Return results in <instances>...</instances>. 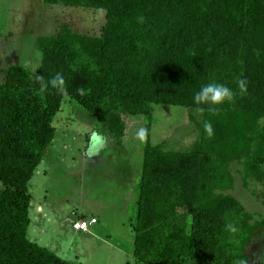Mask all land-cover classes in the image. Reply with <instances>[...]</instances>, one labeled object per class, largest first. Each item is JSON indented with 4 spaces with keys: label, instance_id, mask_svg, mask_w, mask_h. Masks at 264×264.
<instances>
[{
    "label": "trees",
    "instance_id": "16d2710c",
    "mask_svg": "<svg viewBox=\"0 0 264 264\" xmlns=\"http://www.w3.org/2000/svg\"><path fill=\"white\" fill-rule=\"evenodd\" d=\"M44 2L104 11L105 20L99 36L63 27L55 36L37 37V67L12 65L3 72L0 264H71L27 237L28 185L55 138L53 121L65 97L98 119L116 148L128 120L147 119L133 226L136 264L248 261L264 218L247 213L227 192L234 185L231 163L241 164L244 188L264 187V0ZM57 73L64 76V92L49 83ZM240 79L248 82L244 94ZM210 83L233 89L235 99L198 105L195 94ZM161 105L203 109L190 149L150 144L152 107ZM209 122L212 136L205 130Z\"/></svg>",
    "mask_w": 264,
    "mask_h": 264
},
{
    "label": "rangeland",
    "instance_id": "374dc122",
    "mask_svg": "<svg viewBox=\"0 0 264 264\" xmlns=\"http://www.w3.org/2000/svg\"><path fill=\"white\" fill-rule=\"evenodd\" d=\"M104 20L100 10L50 6L44 0H0V84L9 66L37 67V37L55 36L63 27L99 36ZM200 119L197 110L153 106L149 142L186 151L198 136L195 123ZM259 125L264 127V120ZM53 126L55 138L28 185V239L71 264H136L133 226L147 119L128 120L123 143L116 148L98 119L65 97ZM229 171L234 185L227 194L247 213L264 218V187L250 183L244 188L240 163H231ZM82 217L97 219L89 234L71 229ZM247 258V264H264V230L253 239Z\"/></svg>",
    "mask_w": 264,
    "mask_h": 264
},
{
    "label": "clouds",
    "instance_id": "9594fccd",
    "mask_svg": "<svg viewBox=\"0 0 264 264\" xmlns=\"http://www.w3.org/2000/svg\"><path fill=\"white\" fill-rule=\"evenodd\" d=\"M52 86L57 87L61 92L65 91V79L62 73H57L55 77L49 82ZM247 80L240 79L238 82L239 91L241 94L247 92ZM48 87V84L41 85V91H45ZM236 92L224 84L210 83L201 87V89L195 94V102L200 104H210V105H221L224 102H232L235 99ZM215 108H209V111H215ZM198 112L203 111L202 108L197 109ZM205 130L209 136L213 135V126L212 124L206 123ZM228 231L235 233L238 229L237 227L229 223L227 225ZM237 264H247L246 260H238Z\"/></svg>",
    "mask_w": 264,
    "mask_h": 264
},
{
    "label": "built area",
    "instance_id": "2783aa9c",
    "mask_svg": "<svg viewBox=\"0 0 264 264\" xmlns=\"http://www.w3.org/2000/svg\"><path fill=\"white\" fill-rule=\"evenodd\" d=\"M97 224V219L91 217L90 219H77L71 223V229L75 232L90 233L89 229Z\"/></svg>",
    "mask_w": 264,
    "mask_h": 264
},
{
    "label": "crops",
    "instance_id": "0c3cea01",
    "mask_svg": "<svg viewBox=\"0 0 264 264\" xmlns=\"http://www.w3.org/2000/svg\"><path fill=\"white\" fill-rule=\"evenodd\" d=\"M87 234H89V233H87Z\"/></svg>",
    "mask_w": 264,
    "mask_h": 264
}]
</instances>
